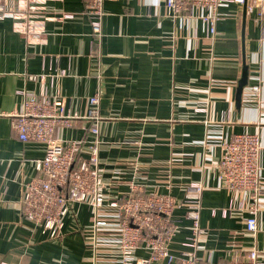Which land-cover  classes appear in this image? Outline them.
<instances>
[{
	"label": "crops",
	"instance_id": "obj_1",
	"mask_svg": "<svg viewBox=\"0 0 264 264\" xmlns=\"http://www.w3.org/2000/svg\"><path fill=\"white\" fill-rule=\"evenodd\" d=\"M87 2L5 0L9 11L0 18V264L119 261L116 251L107 255L106 247L94 255L90 205L72 203L56 239L31 229L19 211L24 183L34 175V160L43 156L45 145L20 141L11 115L22 100L19 90L39 93L44 87L66 111L81 117L57 130L62 140L92 138L84 115L88 97L99 93L98 160L106 201L127 193L132 184L144 193L181 198L189 182L199 181V222L206 232L194 251L202 264H226L252 247L264 263V192L257 230H247L245 212L235 205L246 206L249 198L223 187L216 166L234 134L257 133L264 189V17L257 8L247 11L245 5L223 2L210 34L202 9L173 15L165 0H105L101 36L92 52ZM29 20L30 26L18 28ZM57 59L63 75H56ZM243 67L247 81L237 103ZM229 203L234 208L224 216ZM103 210L108 223L100 232L115 234L114 209ZM185 211H174L180 227L169 250L177 257L189 249L183 245L191 235ZM135 254L146 251L139 247Z\"/></svg>",
	"mask_w": 264,
	"mask_h": 264
},
{
	"label": "built area",
	"instance_id": "obj_2",
	"mask_svg": "<svg viewBox=\"0 0 264 264\" xmlns=\"http://www.w3.org/2000/svg\"><path fill=\"white\" fill-rule=\"evenodd\" d=\"M104 1L88 0L86 5L92 30V52L101 36ZM223 2L245 5L247 11L257 8L264 17V0H165V6L167 12L173 15L202 9V19L208 33L212 34L218 19V5ZM27 8L29 11L34 10V6ZM8 11L5 0H0V18ZM21 24H18L19 29L32 23L29 20ZM63 74L64 70L57 59L56 75ZM30 78L35 76L31 75ZM257 89L258 86H252V90ZM18 92L22 100L11 115V125L17 138L22 142H40L45 145L43 156L34 160L35 173L24 183L18 200L19 211L32 224L31 229H38L49 239L58 238L72 203L82 202L90 205L93 212L91 248L94 255L95 250H102L103 247L108 248V256L111 251L117 253L119 261L108 258L107 263L114 260L112 262L115 264H202L194 251L199 248L198 242L206 232L199 222L203 190L201 182H189L181 198L170 193H144L138 185L132 184L127 193L106 201L107 183L98 160L101 142L99 93L88 97L84 115L89 121L87 132L92 138L62 140L57 136V130L74 125L81 117L66 111L61 101L49 95L47 87L39 93L25 90ZM260 148L257 133L234 134L224 143L216 165L220 184L230 191L242 192L249 198L246 206L242 201L235 206L245 212V227L253 232L257 230L259 197L264 192L259 182ZM83 151L85 156L81 154ZM104 206L114 209L115 234L102 235L100 232L108 223L103 218ZM178 208L186 209L184 217L189 219L191 230L189 241L183 243L189 249L183 252L182 257L174 256L169 250L171 237L180 227L174 215ZM233 208L234 205L229 203L222 209V215L228 216ZM211 212L214 213V209ZM139 247L145 249L146 255L135 254ZM226 264L264 263L258 258L256 248L252 247L242 257L236 255Z\"/></svg>",
	"mask_w": 264,
	"mask_h": 264
},
{
	"label": "water",
	"instance_id": "obj_3",
	"mask_svg": "<svg viewBox=\"0 0 264 264\" xmlns=\"http://www.w3.org/2000/svg\"><path fill=\"white\" fill-rule=\"evenodd\" d=\"M242 72H243L242 77L240 78V80L238 82V86H237V90H236V101H237V103L239 102L240 95L242 92V88L246 85V81H247V70L245 67H243Z\"/></svg>",
	"mask_w": 264,
	"mask_h": 264
}]
</instances>
